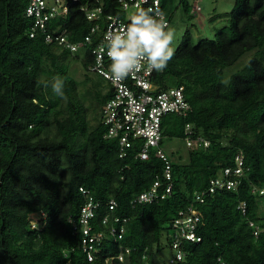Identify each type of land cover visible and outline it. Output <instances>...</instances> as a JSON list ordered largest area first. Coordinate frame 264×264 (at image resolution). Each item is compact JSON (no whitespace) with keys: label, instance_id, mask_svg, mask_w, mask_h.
<instances>
[{"label":"trees","instance_id":"16d2710c","mask_svg":"<svg viewBox=\"0 0 264 264\" xmlns=\"http://www.w3.org/2000/svg\"><path fill=\"white\" fill-rule=\"evenodd\" d=\"M100 1L105 11L122 16L116 0ZM27 2L0 0V264H157L154 253L163 248L162 236L171 249L173 220L190 205L200 216L196 232L201 241L181 242L185 255L180 264H219L218 258L226 264H264V203L250 190L252 184L264 185V0H234L230 11L218 14L225 24L213 38L193 43L186 30L166 69L154 71L157 91L182 86L191 105L185 116L163 117L161 146L164 139L185 141L187 123L193 139L209 143L188 147L185 160L172 159L164 150L171 164L169 178L165 161L154 150L140 159L135 143L119 156L118 142L105 137L101 118L110 96L108 82L87 74L80 81L87 89L80 93L69 71L68 60L75 59L91 73L90 48L80 56L46 41L45 33L31 37ZM85 3L99 4L68 0L64 23L72 41L89 31L90 22L78 10ZM180 3L188 9L186 0ZM163 7L161 0L167 16ZM58 23L50 22L47 32ZM250 51L248 62L225 81L224 70ZM56 77L64 80L66 98L52 91ZM238 153L248 168L239 187L195 201V194L206 190L223 168L235 165ZM156 181L158 193L169 183L171 193L150 203H133ZM80 187L99 202L93 226L105 233L91 261L74 229L84 203ZM110 199L116 201L113 210ZM240 201H246L244 213L237 207ZM107 213L110 219L104 225ZM33 214L40 215L35 227L30 223ZM112 226L124 227L121 240L109 235ZM119 242L130 248L123 261L116 257Z\"/></svg>","mask_w":264,"mask_h":264},{"label":"built area","instance_id":"2783aa9c","mask_svg":"<svg viewBox=\"0 0 264 264\" xmlns=\"http://www.w3.org/2000/svg\"><path fill=\"white\" fill-rule=\"evenodd\" d=\"M78 2L79 0H72ZM90 5V3L79 4L78 10L83 13L90 22L88 33L79 41H72L68 35L65 26V19L69 13L68 0H28L25 7L26 16L32 20V30L30 36L33 37L36 32L45 33V40L55 41L62 48L71 53L83 54L85 49L90 48L93 63L89 66L91 73L102 76L110 86V96L104 103L101 110L102 123L106 128L105 137L114 139L118 142L119 156L123 157L127 149L137 143L139 148L137 157L147 159L150 151L154 150L156 154L165 161L164 172L167 178L170 177L171 164L161 146L162 139V119L168 113H176L185 116L190 110L191 105L187 101L182 86H172L157 91L153 84L154 70H147L137 73L122 81L113 80L107 73L111 63L107 56L105 35L109 31L123 29L129 22V17L134 14L138 8H153L157 6V0H116V5L122 16L107 12L103 9L102 2ZM158 7L161 10V0H158ZM192 11H200V6H193ZM166 21L170 25L167 16ZM59 21L57 27L54 26L48 33L50 22ZM75 47V51H73ZM185 143L187 147L196 145L207 146L209 143L202 138L193 139L191 137V125H185ZM235 165L233 167L223 168L220 176L214 177L209 181L207 189L195 194V201L202 202L206 194H213L216 191L236 190L240 185V179L245 176L248 168L244 164L243 156L238 153L234 157ZM158 182H154L152 187L141 192L133 199V203H150L158 198L163 199L171 193V183H169L164 192L158 193ZM251 193L262 197L264 203V185H251ZM84 197V203L81 205L77 220L75 221V233L81 237V249L86 253L87 259L91 261L94 258L93 252L97 249L96 245L104 239V232L95 230L93 220L98 208L99 202L94 200L90 191L80 187ZM116 201L110 199L108 202L109 210H113ZM246 201H240L237 207L244 213L246 211ZM38 215V214H37ZM40 217V215H38ZM39 217H30L32 227L36 226ZM110 215L107 213L102 218V224L109 223ZM73 221V220H70ZM118 222L119 218L114 217ZM200 221V216L192 205L186 210H180L177 217L174 218L172 227L171 249L174 250L173 256L167 264H180L184 259V251L181 248V242L188 240L198 243L201 236L197 234L196 228ZM250 225H254L252 221ZM124 227L119 229L110 227L108 233L114 241L122 238ZM257 235V230L254 231ZM130 252V248L118 243V253L116 255L119 261L124 260V256ZM219 264H226L221 258H218ZM143 264H151L144 262Z\"/></svg>","mask_w":264,"mask_h":264},{"label":"clouds","instance_id":"9594fccd","mask_svg":"<svg viewBox=\"0 0 264 264\" xmlns=\"http://www.w3.org/2000/svg\"><path fill=\"white\" fill-rule=\"evenodd\" d=\"M129 20L123 29L105 35L107 56L111 61L105 75L116 81L145 69L163 72L175 54V29L169 27L158 0L155 9L138 8ZM51 87L56 96L66 98L63 78L56 77Z\"/></svg>","mask_w":264,"mask_h":264},{"label":"rangeland","instance_id":"374dc122","mask_svg":"<svg viewBox=\"0 0 264 264\" xmlns=\"http://www.w3.org/2000/svg\"><path fill=\"white\" fill-rule=\"evenodd\" d=\"M187 10H185L183 3L180 0H164V11L170 19L169 27L175 29V40L173 47L176 49L183 33L188 30L191 35V41L196 43L200 38H213L217 28L225 24L223 14L230 11L234 5V0H186ZM200 6V11H192L193 6ZM81 56V53L79 54ZM252 52L243 54L233 65L224 70V80L227 81L229 76L242 68L250 59ZM69 71L74 79L79 82L78 91L80 93L87 89V85L80 83L85 76L92 75L88 73L82 66L79 60L69 59ZM91 100L87 98L84 104L87 107L89 119L91 124L95 123L94 114L91 111ZM100 116V110H99ZM163 148L172 159H178L181 156L182 160L187 159L188 147L181 138L164 139ZM34 217H39L37 214ZM161 243L163 248L154 253V261L157 264H167L168 260L173 256L174 250L168 248L166 245L165 236H162Z\"/></svg>","mask_w":264,"mask_h":264}]
</instances>
